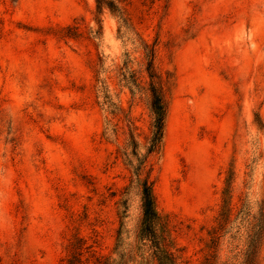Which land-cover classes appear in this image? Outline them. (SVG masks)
<instances>
[{"label":"rangeland","instance_id":"obj_1","mask_svg":"<svg viewBox=\"0 0 264 264\" xmlns=\"http://www.w3.org/2000/svg\"><path fill=\"white\" fill-rule=\"evenodd\" d=\"M105 1L117 11L0 0V264H66L77 240L82 264L123 251L124 264H155L136 240L124 156L131 140L144 156L150 137L152 50L168 84L161 151L144 170L156 212L176 255L200 264L229 198L217 248L228 264L264 217V0Z\"/></svg>","mask_w":264,"mask_h":264},{"label":"trees","instance_id":"obj_2","mask_svg":"<svg viewBox=\"0 0 264 264\" xmlns=\"http://www.w3.org/2000/svg\"><path fill=\"white\" fill-rule=\"evenodd\" d=\"M95 2L97 7L104 5L111 13H115L117 11L111 2H106L105 0H95ZM153 61L154 52L152 50L148 55L146 72L149 79V108L153 116V121L145 155L142 157L138 156L136 144L133 140H131L132 142L130 143L132 146V152L130 154H124L126 162L131 169L132 179L139 187L142 218L136 240L141 247L146 248L147 251L150 252L151 258L155 264H187L186 262H183L178 255H176L178 250L174 249V246L170 241L168 231L166 230V225L155 209L152 183L149 181V170L144 173L148 157L151 155H158L161 151L167 113L165 92L168 84L163 82L160 79V76L155 72L153 68ZM129 155L132 157L131 159L135 161L129 160ZM143 174H145L144 177H142ZM223 203L222 212L218 215L219 218L217 221V227L212 230L210 243L206 247L211 254L205 256L200 264H227L219 263V259L217 257L219 241L228 233V231H226V227L229 224L230 217L229 198ZM123 208L125 210L126 206L123 205ZM242 209H244V207ZM244 210L246 211V209ZM244 210L239 213L242 214ZM122 214H125V211L122 212ZM248 218L249 215L246 214V219L242 221L245 222ZM251 220L252 221L248 223L249 228L246 235L245 248L240 255L241 257L238 258L235 256L236 259L231 260L228 264H258V255L264 238V217L261 211H259L256 216H252ZM121 227L122 226H120V229L117 232L115 252H118L122 246ZM80 243L81 241L77 240L74 244L70 245V256L68 257L66 264H82L80 260ZM123 252H120L121 254L119 261L117 262L118 264H124Z\"/></svg>","mask_w":264,"mask_h":264}]
</instances>
